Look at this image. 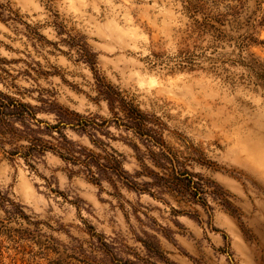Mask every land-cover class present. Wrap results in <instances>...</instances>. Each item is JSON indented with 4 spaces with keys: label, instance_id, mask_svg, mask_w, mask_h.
<instances>
[{
    "label": "clouds",
    "instance_id": "9594fccd",
    "mask_svg": "<svg viewBox=\"0 0 264 264\" xmlns=\"http://www.w3.org/2000/svg\"><path fill=\"white\" fill-rule=\"evenodd\" d=\"M0 264H264V0H0Z\"/></svg>",
    "mask_w": 264,
    "mask_h": 264
}]
</instances>
